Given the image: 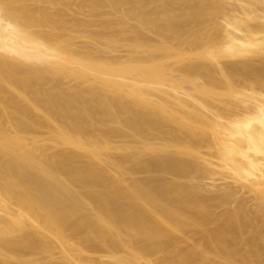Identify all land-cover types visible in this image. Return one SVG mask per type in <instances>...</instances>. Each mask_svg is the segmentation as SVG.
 <instances>
[{
	"label": "bare ground",
	"instance_id": "6f19581e",
	"mask_svg": "<svg viewBox=\"0 0 264 264\" xmlns=\"http://www.w3.org/2000/svg\"><path fill=\"white\" fill-rule=\"evenodd\" d=\"M0 264H264V0H0Z\"/></svg>",
	"mask_w": 264,
	"mask_h": 264
},
{
	"label": "rangeland",
	"instance_id": "374dc122",
	"mask_svg": "<svg viewBox=\"0 0 264 264\" xmlns=\"http://www.w3.org/2000/svg\"><path fill=\"white\" fill-rule=\"evenodd\" d=\"M180 64H174L175 67H178Z\"/></svg>",
	"mask_w": 264,
	"mask_h": 264
}]
</instances>
